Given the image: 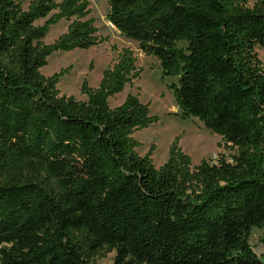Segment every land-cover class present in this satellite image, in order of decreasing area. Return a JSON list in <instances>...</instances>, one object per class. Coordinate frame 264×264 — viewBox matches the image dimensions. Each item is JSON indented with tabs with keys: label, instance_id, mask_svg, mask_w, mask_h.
Masks as SVG:
<instances>
[{
	"label": "trees",
	"instance_id": "1",
	"mask_svg": "<svg viewBox=\"0 0 264 264\" xmlns=\"http://www.w3.org/2000/svg\"><path fill=\"white\" fill-rule=\"evenodd\" d=\"M107 3L110 25L176 78L180 117L235 152L192 166L174 140L155 168L132 134L159 117L136 95L108 104L139 77L130 49L96 88L83 80L85 100L56 88L69 68L39 71L101 41L88 1L0 0V264H95L111 251L112 264H264L249 243L253 228L264 235V0Z\"/></svg>",
	"mask_w": 264,
	"mask_h": 264
},
{
	"label": "rangeland",
	"instance_id": "2",
	"mask_svg": "<svg viewBox=\"0 0 264 264\" xmlns=\"http://www.w3.org/2000/svg\"><path fill=\"white\" fill-rule=\"evenodd\" d=\"M22 9L26 10L32 0H18ZM89 13L86 18L93 20L96 28L95 35L101 41L88 49H74L71 51H57L47 57L46 65L40 68V73L46 77L61 69L69 68L62 76L56 88L61 95L73 96L77 100H85L86 96L80 88L83 80L87 86L96 88L102 71L116 60L118 52L123 48L132 51L136 59V66L140 69L137 79L126 84L124 89L108 98L111 108L119 105L127 94L136 95L140 102L148 104L149 115L159 119L147 128L133 132V138L139 143L136 152L143 156L152 146V164L155 168L161 166L168 157L171 143L176 140L178 147L190 157L191 165L201 160L215 163L221 154L227 160L234 154V150L227 148L221 137L205 128L196 118L182 119L177 108L172 91L167 88L175 77H161L158 60L153 56L142 53L135 41L123 37L106 20L108 12L107 0H87ZM252 1V0H251ZM45 19H38L35 25H42ZM70 20L61 19L47 28L43 42L50 44L67 29ZM184 46V43H178ZM257 58L264 61V49L255 47ZM249 243L253 251L264 262V235L262 230L253 228L249 236ZM114 251L94 259L95 264H112Z\"/></svg>",
	"mask_w": 264,
	"mask_h": 264
}]
</instances>
